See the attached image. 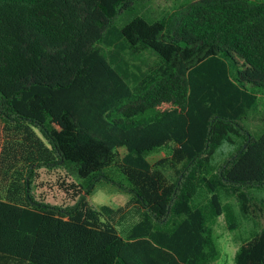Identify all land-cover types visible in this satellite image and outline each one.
I'll list each match as a JSON object with an SVG mask.
<instances>
[{
    "label": "trees",
    "instance_id": "trees-1",
    "mask_svg": "<svg viewBox=\"0 0 264 264\" xmlns=\"http://www.w3.org/2000/svg\"><path fill=\"white\" fill-rule=\"evenodd\" d=\"M149 1L0 0V264H218L219 216L264 264V0Z\"/></svg>",
    "mask_w": 264,
    "mask_h": 264
},
{
    "label": "rangeland",
    "instance_id": "rangeland-1",
    "mask_svg": "<svg viewBox=\"0 0 264 264\" xmlns=\"http://www.w3.org/2000/svg\"><path fill=\"white\" fill-rule=\"evenodd\" d=\"M187 0H150L144 6L140 8V11L145 12L151 17L161 16L164 12H169L180 4H184ZM145 57V56H144ZM138 63V60H136ZM246 127L256 135L264 130V95L260 96L258 106L250 111L247 118L245 119ZM167 154L166 150L154 152L148 156L150 162H155L161 157ZM224 155L220 158L223 159ZM57 171L60 173L66 172L71 179L80 181L79 178L68 168H59L52 170H41L40 179L44 181H54L57 177ZM127 182L123 176L116 175L113 180H98L95 182L94 188L91 193L86 197L89 199L91 204L98 208L102 204H108L114 207L126 205L130 198V192L126 187ZM43 193L46 196V200L52 203H62L66 201L64 194L57 190L53 185L47 184L43 188H39L38 192ZM214 231L216 235L217 245L220 249V257L217 261L218 264H235L234 255L239 247V236L238 231H229L226 229L224 218L219 216L216 220Z\"/></svg>",
    "mask_w": 264,
    "mask_h": 264
}]
</instances>
